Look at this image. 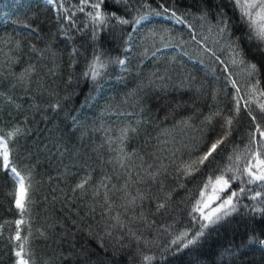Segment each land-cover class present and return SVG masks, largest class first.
<instances>
[{"label":"snow or ice","instance_id":"1","mask_svg":"<svg viewBox=\"0 0 264 264\" xmlns=\"http://www.w3.org/2000/svg\"><path fill=\"white\" fill-rule=\"evenodd\" d=\"M18 8L0 35L11 264H264V0Z\"/></svg>","mask_w":264,"mask_h":264},{"label":"trees","instance_id":"2","mask_svg":"<svg viewBox=\"0 0 264 264\" xmlns=\"http://www.w3.org/2000/svg\"><path fill=\"white\" fill-rule=\"evenodd\" d=\"M7 1H11V0H0V35H3L6 31L11 32V28L6 27L4 19H3L5 13L19 14V12L22 11V9L18 8L19 4L28 3V2L35 3V0H23L21 3L17 4L13 9H11V10L7 9L6 11H2L1 6L3 5V3L7 2ZM157 19L161 20L165 24L171 23L167 20H162V18H157ZM176 28L179 29L180 26L177 25ZM165 54H171V50H166ZM188 66L192 67V64L189 63ZM171 124H172V121L170 120V121H168L167 126L170 127ZM153 135H155V130L153 131ZM4 187H5V180H4L3 175L0 174V220H3L6 218L5 213L3 211L4 206L7 203V199L4 196ZM213 241L216 243L225 242L223 240V238L219 239L218 241L216 240V238H213ZM37 251H40V249L38 248ZM255 258L257 260H259L260 256H259L258 252L255 254ZM0 264H11L10 256L5 254L4 243L2 241H0Z\"/></svg>","mask_w":264,"mask_h":264},{"label":"rangeland","instance_id":"3","mask_svg":"<svg viewBox=\"0 0 264 264\" xmlns=\"http://www.w3.org/2000/svg\"><path fill=\"white\" fill-rule=\"evenodd\" d=\"M23 0H11L3 3L1 6L2 11H6L7 9L11 10L13 9L17 4L21 3ZM5 5H11V7H5Z\"/></svg>","mask_w":264,"mask_h":264}]
</instances>
